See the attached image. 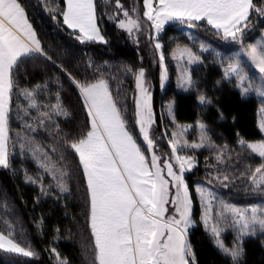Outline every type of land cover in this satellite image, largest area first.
<instances>
[{"label": "snow or ice", "instance_id": "obj_1", "mask_svg": "<svg viewBox=\"0 0 264 264\" xmlns=\"http://www.w3.org/2000/svg\"><path fill=\"white\" fill-rule=\"evenodd\" d=\"M143 3V16L151 22V27L157 33L170 21L187 24L188 28L206 23L210 29L215 30V35L241 43L242 51L239 55L231 57L226 65L221 61L224 79L230 82L234 80L242 97L253 92L258 97H264V41L243 45L252 10L264 16V8L256 7L254 0H143ZM65 4L63 23L69 29L78 30L76 38L81 43H106L97 26L94 0H65ZM116 7L124 16L118 26L130 35L134 29L139 30V21L129 18L120 0H116ZM200 48L201 52L209 50L203 43ZM155 49L160 53V80L163 87L167 70L161 43L156 42ZM178 55L180 58L186 57L188 65L202 62L200 54L190 48L179 50ZM32 56L51 59L41 46L18 0H0V168L3 169L10 168V156L16 151V142L10 145L9 127L13 89L17 87L14 74L24 58ZM241 57H246L247 66ZM173 59H177L175 51ZM60 67L83 101L90 124L86 135L67 143L79 158L87 184L95 264H197L188 239L189 229L194 223L193 202L184 178V173L195 167V157L181 153L186 149L203 148L206 141L210 143L205 125H197L201 130L199 142L189 143L187 139L178 138L173 133L169 140L171 160H165L161 167L160 158L155 154L154 139L150 135L154 123L152 97L147 88L145 70L141 68L135 73V124L147 145V151L151 153L149 163L137 139L128 130L127 121L112 97L107 80L102 75L80 80L63 66ZM249 67L259 75L250 74ZM193 86L190 73H182L180 87L187 91ZM40 87L36 85L37 89ZM21 95L28 101L29 109H37L38 101L34 99L36 93L33 90H24ZM198 100L200 104L210 102L203 94L199 95ZM172 107V104L168 105L170 115ZM261 112L264 113V107ZM25 115H29V112L25 111ZM53 115H67L62 108L59 92L55 104H44L43 110L39 111L37 126L27 121L24 126L35 133L38 129L51 131V123L58 132ZM219 115L221 118L224 116L223 112ZM260 127L264 131V123ZM239 144L264 160V141L252 143L240 139ZM36 151H39V147ZM220 159L218 156V162ZM37 163L46 172H52L48 164L41 160ZM164 169L167 170L166 177ZM59 173L61 178L67 175L63 169H59ZM223 179L226 181L228 177L224 176ZM250 179L253 191L264 192V163L255 168ZM28 182L36 183L31 177ZM59 189L67 190L62 182ZM41 191L48 194L43 186ZM196 191L202 202L201 220L206 233L218 251L230 258L231 264H239L244 252V238L254 236L258 230L264 232V209L254 206L242 208L223 202L216 207V197L211 191L200 187ZM169 206L174 209L172 214H168ZM229 228L236 233L231 248L221 239L222 231ZM0 249L25 257L36 255L31 249L21 247L12 238L11 231L7 236L0 234ZM53 253L59 260L55 248ZM64 264H67L66 260Z\"/></svg>", "mask_w": 264, "mask_h": 264}, {"label": "trees", "instance_id": "obj_2", "mask_svg": "<svg viewBox=\"0 0 264 264\" xmlns=\"http://www.w3.org/2000/svg\"><path fill=\"white\" fill-rule=\"evenodd\" d=\"M137 2L142 4V0ZM263 2L264 0H254L256 7H260ZM18 3L24 8L29 24L51 59L26 57L15 72L14 80L17 87L13 89L10 136L12 138L14 131L26 132L24 125L27 117L37 114L39 116L44 104H55L56 94L59 92L62 108L67 112L66 116L53 115L59 131L57 132L49 123L52 130L38 129L33 132L35 139L33 140L49 146L52 156L67 173L69 190L68 194L58 196L57 200L40 198V204H34V189L22 185L13 172V166L18 161L17 152L10 156V168H0V201L4 205V218L13 224L8 227L12 233L24 239L26 247L36 255L33 257L10 255L0 250V264H55L47 244V239L55 229L63 231L67 229L62 233L65 241L58 246L60 252L72 264H95L94 240L89 226L90 198L87 184L79 158L67 143L86 135L87 130H90V124L83 101L60 66L80 80L102 75L107 80L112 97L127 121L128 130L137 139L138 144L140 141L134 121L133 98L135 73L141 68L145 70L153 89V107L158 132L162 131V122L159 118L161 104L165 100L173 99L175 121L185 125L203 123L215 133L213 137L216 145L236 149L240 139L246 142L264 141V136L257 127V100L252 96L242 97L235 84L224 79L221 68L213 62L212 56L203 57L202 62L192 69L191 76L194 82L192 91L178 92L171 74L168 84L162 90L159 84V64H153L149 51L133 45L113 22L97 17L99 0H94L97 25L106 43L94 41L81 43L76 38L79 34L63 23L64 0H18ZM53 16L56 18L53 19ZM255 17L256 13L252 10L249 22ZM178 33L179 25L170 24L164 27L158 36L162 42L164 57H167L169 52V38L175 40ZM36 85L41 87L37 89ZM23 90H33L36 93L34 99L38 101L37 109H30L27 116L24 112L28 110H20L22 105L27 106L25 103L21 104L22 97L19 92ZM201 94L210 102L200 104L198 97ZM220 112H223V118L220 117ZM194 154L196 166L185 176L187 186L193 194L195 178L201 177L205 167L213 165L208 149L196 151ZM251 161L253 165L260 162L254 157ZM48 176L50 175L47 174V180ZM36 213H41L44 217L46 224L44 236L37 228L34 219ZM194 217L195 226L190 229L188 239L197 264H231L230 258L224 257L218 251L212 238L198 221L196 202ZM228 240V238L224 240L226 245H229ZM243 249L239 264H264V235L245 238Z\"/></svg>", "mask_w": 264, "mask_h": 264}, {"label": "rangeland", "instance_id": "obj_3", "mask_svg": "<svg viewBox=\"0 0 264 264\" xmlns=\"http://www.w3.org/2000/svg\"><path fill=\"white\" fill-rule=\"evenodd\" d=\"M100 3L98 5V15L97 17L106 19L109 22H113L119 29H121L127 36L128 40L135 45L138 49H146L149 51V56L152 59L153 64H159V84L161 87V68H160V53L157 52L155 49V43L159 42L162 45L161 40L158 38L161 35L163 29L157 33L152 27L151 22L148 21L144 16L143 13L144 3L142 0V4L140 5L137 0H120V4L122 5L123 10H126L129 13V18L135 19L139 21L140 28L139 30H133L132 34L130 35L128 31L122 29L118 26V22L121 19H124L123 12L116 7V0H99ZM260 7L264 8V2L260 5ZM255 11V10H254ZM256 17L249 22V26L245 29L244 37H243V45L247 46L249 43H256L259 41H264V16H261L257 11H255ZM180 27V33H178L174 39L169 38L170 44H168L169 52L167 57H165V66L167 70V79L164 83V86L161 89H165L166 85L169 82L170 74L172 75V79L174 82L175 89L178 92L187 93L192 91L194 86L190 90H183L180 87V77L181 74L184 72L190 73L192 69L200 63L188 65L186 57L180 58L178 53L179 50L184 48H190L193 52L200 54L201 60L205 56H212L211 59L215 62L222 70L221 61L223 60L224 64L226 65L228 60L231 57L237 56L242 51L241 43L233 42L230 39L225 40L221 36L215 35L212 29L206 23H201L198 27L188 28L187 24H178ZM98 26V25H97ZM263 26V28H260ZM99 28V27H98ZM100 30V29H99ZM101 32V31H100ZM79 34V33H78ZM102 34V33H101ZM184 43V44H183ZM205 44L208 47V51L201 52L200 45ZM174 51L177 53V59H173ZM242 62L245 65H248L246 57H241ZM140 70V69H139ZM137 70L136 73L139 71ZM249 72L252 75L258 76V73H255L254 69L249 67ZM146 76V74H145ZM192 79V76H191ZM193 81V79H192ZM229 81V80H227ZM235 84V81H232ZM146 84L148 91L151 93L152 97V108H153V119L154 123L150 130V135L154 139L155 142V154L160 158V165L163 166V162L165 160H171V148L169 147V140L171 139L173 133L177 135V137H183L188 140L189 143L191 142H199L201 139V130L197 126V122L193 125H185V124H178L174 118V100L168 99L165 100L161 104L159 118L161 120V127L162 131L158 132L156 130V114L153 107V89L151 86L150 81L146 77ZM239 90V89H238ZM24 91V90H23ZM20 91L19 94L22 97L21 104L25 103V106L28 105V101L21 95ZM240 92V91H239ZM137 94L136 89V82L134 77V98H133V106H134V121L135 117V97ZM248 96L254 97L258 102V109H257V127L261 134L264 136V131H261L260 125L264 123V113L261 112V108L264 107V97H258L255 93H250ZM247 96V97H248ZM172 104V114H169L168 105ZM20 108V107H19ZM22 109L28 110V107H24L22 105ZM19 112V111H18ZM25 115V112H24ZM25 117V116H24ZM36 117V119H34ZM39 116L31 115V117H27L28 123L32 124L33 126L38 120ZM25 119V118H24ZM191 126V127H189ZM137 133L139 135L140 146L142 151L145 152L146 159L150 163L151 161V153L147 151V145L143 141L142 137L139 134V130L135 124ZM183 129H187L183 131ZM26 132L14 131L12 134V142H16V151L18 155V161L13 166V172L19 178L22 185L29 186L34 189L35 196H34V204H40V198H47V199H58V196L68 194L69 186H68V179L66 175L62 178L59 173V169H63L54 156H52L50 152V148L48 145H44V143L39 142L38 140L34 141L33 132L30 128L25 127ZM205 133L208 137V143L205 142L206 146L199 149H186L181 154H188L193 155L195 157L196 151H202L204 149H208L209 157L213 161V165L205 167L203 169V173L201 177H196L193 184L194 194L190 192V196L192 199V219H193V226H195V217H194V209H195V202L197 203V215L198 221L203 226L201 215H202V202L200 199L199 193H197L196 188L200 187L204 190L211 191L214 196L216 197V204L214 206L218 207L221 202L229 203L232 205H236L242 208L245 207H257L264 209V192L261 191H253L252 184H251V175L255 171L256 167H259L264 160H262L256 154H253L248 150L246 147H241L238 143V147L236 149H229L223 145H216L213 135L215 134L211 129L205 126ZM34 139V140H33ZM262 141V140H261ZM261 141H255L252 143H257ZM21 145H23V151H21ZM39 147V151H36V148ZM223 150V152H221ZM46 154V155H45ZM220 156L221 159L218 162L217 157ZM256 158L260 162L256 165H253L251 158ZM41 160L45 164H48L52 167V172H46L43 167L39 166L37 161ZM196 160V157H195ZM28 161V163H27ZM174 163V160L172 161ZM30 163V164H29ZM196 166V162H195ZM194 167L192 168V170ZM178 170V166H177ZM191 170V171H192ZM191 171H187L184 173V178L186 174L190 173ZM47 174L50 175L49 180H47ZM163 174L165 177L167 176V170L164 169ZM258 175V174H257ZM219 176L220 179H216ZM227 176L228 180H224L223 177ZM31 177L36 183L28 182V178ZM63 183L66 187V191H60L59 184ZM186 182V180H185ZM187 184V183H186ZM45 189L48 193L45 195L41 188ZM174 192V190H173ZM4 205L0 201V234L7 236L11 231L8 227L13 225L10 223L6 218H4ZM36 209V208H35ZM174 209L169 206V213L172 214ZM90 217V215H89ZM34 219L37 225V228L41 235L44 236L45 232V221L44 217L41 213H36L34 215ZM191 227V228H192ZM190 228V229H191ZM204 228V226H203ZM189 229V231H190ZM205 230V229H204ZM67 231V229H64ZM61 229H55L50 234V238L47 239V244L49 250L52 254L53 260L55 264H64V261H67V264H72L70 260H68L65 255L60 252V245L61 242L65 241V237H63L62 233L64 232ZM12 233V231H11ZM55 235V236H53ZM71 237H74L73 234L69 233ZM264 235V232H260L259 230L256 232L254 236L249 237H257ZM69 236V237H70ZM236 233L232 229H227L222 231L221 239L224 242L227 238L229 239L228 247H232L234 240H235ZM12 238L21 246L28 249L24 243V239L20 236H16L12 233ZM225 238V239H224ZM247 238V237H245ZM244 238V239H245ZM74 239V238H73ZM24 240V241H23ZM75 240V239H74ZM76 241V240H75ZM53 248L56 249V252L59 254L60 259H57L56 254L53 253ZM4 253H8L10 255H21L18 253L13 252H6L3 249H0ZM23 256V255H22ZM191 259V258H190Z\"/></svg>", "mask_w": 264, "mask_h": 264}, {"label": "crops", "instance_id": "obj_4", "mask_svg": "<svg viewBox=\"0 0 264 264\" xmlns=\"http://www.w3.org/2000/svg\"><path fill=\"white\" fill-rule=\"evenodd\" d=\"M65 1V0H64ZM65 8H66V4H65ZM170 24H181V23H179L178 21H170V22H168L167 24H165V26L164 27H166V26H168V25H170ZM67 27V26H66ZM68 28V27H67ZM70 30H72V31H74L73 29H70ZM215 31V30H214ZM74 32H77V33H79L78 32V30H76V31H74ZM90 220V219H89Z\"/></svg>", "mask_w": 264, "mask_h": 264}]
</instances>
